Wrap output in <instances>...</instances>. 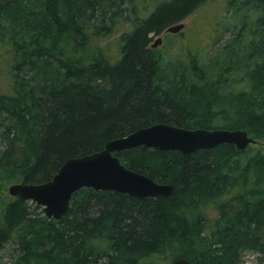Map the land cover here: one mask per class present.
I'll return each instance as SVG.
<instances>
[{"label": "trees", "instance_id": "trees-1", "mask_svg": "<svg viewBox=\"0 0 264 264\" xmlns=\"http://www.w3.org/2000/svg\"><path fill=\"white\" fill-rule=\"evenodd\" d=\"M0 1V64L13 88L0 90L6 264H147L184 246L190 264H241L247 252L264 258V0H226L231 38L180 65V57L151 48L149 35L210 0H146L143 17L136 0ZM124 26L110 57L96 43ZM231 44L230 55L217 57ZM158 123L242 130L257 143L241 151L223 144L190 154L118 152L126 168L171 185L172 194L139 201L82 188L58 220L4 194L13 182L46 183L68 159ZM233 199L238 214L222 212L212 230L193 219L215 202L228 201V211Z\"/></svg>", "mask_w": 264, "mask_h": 264}, {"label": "water", "instance_id": "water-1", "mask_svg": "<svg viewBox=\"0 0 264 264\" xmlns=\"http://www.w3.org/2000/svg\"><path fill=\"white\" fill-rule=\"evenodd\" d=\"M183 27V23L172 25L163 33L176 34ZM161 42L160 38L157 39L151 48H156ZM256 143L242 130H186L167 124H153L107 142L101 151L68 159L46 183L13 184L9 186L8 194L40 207L46 218L58 220L66 214L73 194L82 188L114 191L139 201L146 198L169 197L172 194L171 185L157 183L126 168L115 155L118 152L143 146L190 154L223 144L233 145L241 151ZM1 246L0 242V248ZM171 264L190 263L184 258H179Z\"/></svg>", "mask_w": 264, "mask_h": 264}, {"label": "rangeland", "instance_id": "rangeland-1", "mask_svg": "<svg viewBox=\"0 0 264 264\" xmlns=\"http://www.w3.org/2000/svg\"><path fill=\"white\" fill-rule=\"evenodd\" d=\"M147 1L149 2L153 0ZM145 3L146 0H136L138 16L143 17L146 15L147 12H145V9L148 6H145V9H143V4ZM226 6V0H210L191 16L179 22L183 23L184 27L178 33L165 34L163 32L167 28L166 27L159 35L150 34V45H152L157 39L162 38L161 44L155 49L162 52L166 57L169 56L171 59H173V57L176 58L175 56L180 57L177 65L183 64V62L187 60L188 55L194 52H196L197 56L199 55L201 58H207L214 50L216 51L215 48L217 46L223 45L232 36L231 32L233 33L235 20L230 17L229 12H226ZM148 12H150V10ZM124 31H127V26L121 27L119 33L103 38L96 44L103 48L108 56L112 57L117 51V40ZM232 44L229 48L225 49V52H222L220 49L217 52V57H227L228 54L230 55L231 52L234 51ZM240 51L242 50H239V52ZM3 65V63L0 64V90L5 94H12L13 88L10 79L5 75V71L2 68ZM259 146L260 150L264 153V143ZM13 183L17 184L18 182ZM11 185L13 184L6 186L4 194L8 195V188ZM234 200L235 199L230 201L229 206L231 208L228 211H226L228 201L215 202L210 208H204L201 212H199V210L194 213L192 212L194 214L193 219L199 216L202 223L201 229L204 226L206 230H212L222 212L225 214L224 218L235 217V215L238 214L237 212L241 209V204ZM184 247H175L164 256L154 258L147 264H171L175 259L183 258L184 252L189 256L190 250L185 249ZM7 262L6 251H0V264H6ZM241 264H264V258L260 255L247 252L243 255Z\"/></svg>", "mask_w": 264, "mask_h": 264}]
</instances>
